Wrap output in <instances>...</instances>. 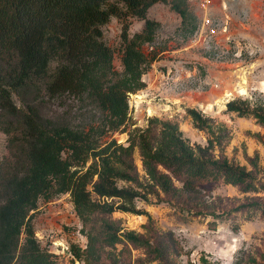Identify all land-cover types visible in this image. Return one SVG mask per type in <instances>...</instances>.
<instances>
[{"label": "trees", "instance_id": "16d2710c", "mask_svg": "<svg viewBox=\"0 0 264 264\" xmlns=\"http://www.w3.org/2000/svg\"><path fill=\"white\" fill-rule=\"evenodd\" d=\"M158 2L167 0H0V130L8 150L0 161V264H55L35 236L32 216L41 199L63 193L83 226L86 247L74 251L85 264H180L175 233L157 228L138 201L155 198L189 216L210 215V228L237 214L264 215L257 156L248 157L250 168L231 160L222 150L230 137L225 124L186 110L208 134L205 145L191 144L178 123L158 117L132 127L129 94L145 87L142 76L154 59L143 45L160 26L147 17ZM170 6L186 23L187 0ZM129 16L144 20L131 37ZM113 17L125 19L122 71L104 39ZM71 102L91 118L70 121L59 109ZM225 111L264 127L263 98H233ZM115 132H126V143L103 140ZM219 182L244 198L214 195ZM116 211L147 215L144 231L124 227ZM201 264L210 262L202 257Z\"/></svg>", "mask_w": 264, "mask_h": 264}, {"label": "rangeland", "instance_id": "374dc122", "mask_svg": "<svg viewBox=\"0 0 264 264\" xmlns=\"http://www.w3.org/2000/svg\"><path fill=\"white\" fill-rule=\"evenodd\" d=\"M170 1L155 3L147 13L160 26L153 41L143 45L144 51L154 57L142 76L145 87L129 94L132 127H145L150 117H158L178 123L191 144L205 145L208 134L194 127L186 112L195 108L228 127L230 137L222 150L231 160L250 168L248 157L257 156L259 177L264 179V127L251 116L225 111L226 103L233 98L264 99V0H211L206 6L201 0H187L191 14L186 23L171 8ZM205 17L211 19L210 26L203 25ZM124 21L113 17L103 27L119 71L123 69ZM126 21L130 37L143 29V19L129 16ZM59 111L66 112L74 122L93 115L81 116L82 110L72 102ZM111 137L126 143L128 135L115 132L103 140ZM7 152V136L0 130V161ZM135 160L143 173L137 150ZM212 191L231 201L244 198L236 186L223 182L212 185ZM137 205L148 211L157 228L175 233L182 247L180 264H201L202 257L210 264H253L247 260L250 257L256 258L255 264H264V215L237 214L210 228V215L189 216L176 205L156 202L155 198L150 203L138 201ZM112 216L127 229L140 232L148 222L145 214L116 211ZM32 222L41 247L51 253L55 264H85L74 251L84 249L87 239L69 193L41 199Z\"/></svg>", "mask_w": 264, "mask_h": 264}, {"label": "built area", "instance_id": "2783aa9c", "mask_svg": "<svg viewBox=\"0 0 264 264\" xmlns=\"http://www.w3.org/2000/svg\"><path fill=\"white\" fill-rule=\"evenodd\" d=\"M202 3H203V6H206V5H209L211 0H201ZM212 23H211V19L209 17H205L203 19V25H206V26H210Z\"/></svg>", "mask_w": 264, "mask_h": 264}]
</instances>
